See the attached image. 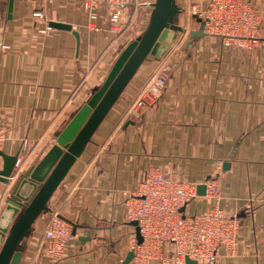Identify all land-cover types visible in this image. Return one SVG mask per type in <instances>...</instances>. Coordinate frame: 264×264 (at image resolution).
I'll return each instance as SVG.
<instances>
[{
    "label": "crops",
    "instance_id": "crops-1",
    "mask_svg": "<svg viewBox=\"0 0 264 264\" xmlns=\"http://www.w3.org/2000/svg\"><path fill=\"white\" fill-rule=\"evenodd\" d=\"M82 1L14 0L9 11V0H0L2 150L20 158L16 174L0 181V247L18 217L8 199L19 175L31 167L40 177L48 174L57 159L55 144L86 120L85 105L120 58L116 48L134 28L148 26L156 0L127 6L118 36L108 31V5L99 12L100 29L93 30ZM193 1L206 0H176L177 23L187 28L176 38L182 62L155 101L130 114L157 66L154 56L143 62L49 199L50 211L23 237L20 264H48L40 240L54 210L76 230L59 264H120L136 235L126 201L150 166L198 184L216 177L218 199L200 195L186 207L199 213L218 204L239 218L236 252L221 250L214 264H264V0H251L262 12L261 38L253 48L229 47L207 34L188 45L186 33L199 27H191ZM51 21L72 24L79 48L71 30L40 31ZM33 189L27 182L18 193L28 196Z\"/></svg>",
    "mask_w": 264,
    "mask_h": 264
},
{
    "label": "built area",
    "instance_id": "built-area-1",
    "mask_svg": "<svg viewBox=\"0 0 264 264\" xmlns=\"http://www.w3.org/2000/svg\"><path fill=\"white\" fill-rule=\"evenodd\" d=\"M133 4V0L82 1L88 16V28L93 30L100 29L99 12L104 6H109L108 31L116 36L122 33V23L128 15L126 7ZM189 11L202 17L205 34L219 36L226 46L253 48L260 41L262 12L251 0L193 2ZM34 15L44 17L40 12H34ZM52 28L48 25L40 31L45 33ZM176 38L164 55L156 57L157 66L140 88L130 114L138 112L142 105L154 102L165 87L171 70L182 62L178 48L182 41H176ZM1 48L6 50L8 46L2 44ZM5 140V132L0 129V149ZM19 162L20 158L16 166ZM205 184V195L217 200V178H209ZM198 186L195 182L167 176L159 166L149 167L126 201L127 218L138 221L143 237L141 243H138L136 235L131 237L130 249L134 256L129 264H151L152 261L187 264V258L196 260L198 264H214L221 250L228 254L236 252L240 230L236 214H229L218 204L204 212L186 211L188 204L200 196ZM73 238L72 224L58 210L52 211L40 240L41 247L47 245L48 264H59Z\"/></svg>",
    "mask_w": 264,
    "mask_h": 264
},
{
    "label": "water",
    "instance_id": "water-1",
    "mask_svg": "<svg viewBox=\"0 0 264 264\" xmlns=\"http://www.w3.org/2000/svg\"><path fill=\"white\" fill-rule=\"evenodd\" d=\"M14 0H9V11H12ZM181 8L176 0H156L151 20L141 37L133 40L123 51L106 81L99 88L93 98L85 105L88 117L77 128L74 135L67 139H59L53 151L57 150V159L51 170L45 176H38L33 167L27 172L21 173L13 189L12 196L8 202L17 209L18 217L9 230L2 246L0 247V264H20L22 252L19 250L20 243L26 236L36 218L50 211L48 201L56 188L67 175L73 163L85 150L86 145L92 139L99 125L102 123L112 106L126 88L129 81L136 74L143 62L151 55L161 57L169 49L172 41L178 33L186 30L185 26L177 23ZM199 23L198 28L189 30L188 45L193 39L205 35L204 20L197 14H192ZM51 27L71 30L77 38V47L80 46V33L72 24L51 21ZM62 145L63 147H61ZM3 166L0 170V181L9 182L17 172L18 154H7L0 149ZM226 165V163H224ZM226 169V166H224ZM32 183L37 190L32 196H24L18 193V189L26 183ZM198 194H206V184H199ZM25 201V202H24ZM136 228L138 243L143 240L140 234L138 221L130 222ZM76 230H73L75 234ZM134 256L130 250L120 264H129ZM187 264H198L194 259L187 258Z\"/></svg>",
    "mask_w": 264,
    "mask_h": 264
},
{
    "label": "rangeland",
    "instance_id": "rangeland-1",
    "mask_svg": "<svg viewBox=\"0 0 264 264\" xmlns=\"http://www.w3.org/2000/svg\"><path fill=\"white\" fill-rule=\"evenodd\" d=\"M139 1H141V0H139ZM133 2L134 3H137L136 2V0H133ZM193 2H200V1H193ZM193 2H191L190 3V5L193 3ZM197 27L198 26V22L195 20V19H193V21H192V24H191V27ZM147 28V24H145V26H142V27H140V28H134V30H133V32L132 33H130V34H127V35H129V36H127L125 39H123V40H125L124 41V43H121V44H119L118 45V47L116 48V50H117V52H119L118 54H119V57H121V55H122V53H123V51L125 50V48L133 41V40H135V39H137V38H139V37H141L142 36V34L145 32V30H146V28ZM189 27V26H188ZM187 31V30H186ZM186 36H189V32H187L186 33ZM115 50V51H116ZM151 56V55H150ZM46 175V174H45ZM47 176V175H46ZM37 190V188L36 189H33L32 190V192L30 193V196H32L33 194H34V192ZM25 202V201H24ZM44 214V213H43Z\"/></svg>",
    "mask_w": 264,
    "mask_h": 264
}]
</instances>
